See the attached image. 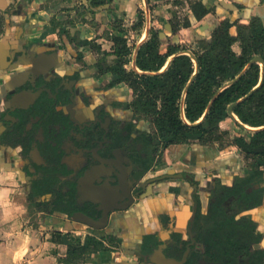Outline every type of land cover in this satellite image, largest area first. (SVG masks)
I'll return each instance as SVG.
<instances>
[{
	"label": "flooded vegetation",
	"instance_id": "1",
	"mask_svg": "<svg viewBox=\"0 0 264 264\" xmlns=\"http://www.w3.org/2000/svg\"><path fill=\"white\" fill-rule=\"evenodd\" d=\"M13 2L0 11V152L10 149L14 189L27 209L104 239L111 249L93 253L85 264H264V194L261 205L244 199L264 188V175L253 177L237 197L223 189L248 176L252 160L218 154L211 161L207 152L221 150L220 141L179 144L176 154L172 146L161 155L147 143L151 126L128 106L130 96L108 87L111 78H99L105 73L83 41L102 44L99 25L92 23L94 37L69 31L70 45L61 28L58 42L45 39L47 31L33 39L20 15L23 2ZM255 16L261 17L249 20ZM187 19L188 26L179 16L157 26L165 31L170 23L172 37L170 20L184 29L192 25ZM63 196L72 199L70 214L55 208ZM217 207L236 217L235 239L241 242L226 244L223 253L199 239L194 225L196 214L198 226L209 224Z\"/></svg>",
	"mask_w": 264,
	"mask_h": 264
},
{
	"label": "trees",
	"instance_id": "2",
	"mask_svg": "<svg viewBox=\"0 0 264 264\" xmlns=\"http://www.w3.org/2000/svg\"><path fill=\"white\" fill-rule=\"evenodd\" d=\"M174 1L181 3V0ZM107 4L112 5L113 0H90L92 7ZM214 6L212 0H198L192 3L191 23L200 21ZM216 13L219 15L216 25L212 26L207 35L203 34L197 38V46L183 43L182 31L179 32L180 24L170 20L177 37L173 34L165 41L164 36L168 34L162 37L161 27L152 24L148 38L141 42L134 55L136 42L129 43L128 37L122 35L127 29L121 25L120 20L113 17L109 24L116 28L119 34L107 29V38L103 32L98 35L112 41V51L102 49L101 42L87 39L83 41L84 44L90 45L97 58L95 65L100 72L111 74L107 86L113 87L120 83L127 85L130 90L128 106L138 117L150 122L153 138L147 133V143L160 149L161 155L168 153L174 145L191 142L205 145L223 141L229 133L220 126L224 119L231 120L241 127L243 126L239 121L255 128L243 127L246 133L233 136V144L243 152L245 158L252 160L248 176L238 178L231 186L223 185L226 195L237 197L253 177L264 175V77L259 85L262 64L252 63L235 82L226 87L224 85L240 74L253 57L261 56L264 61V21L259 16L247 22L233 20L219 9ZM143 15L144 11L140 9L133 25L138 33L144 25ZM189 24L187 20L183 26ZM102 25L104 27L106 24ZM2 27L3 17L0 16V29ZM60 33L63 39L67 38L70 42V32L67 28H61ZM236 42L240 45L239 52L233 47ZM187 50L195 54L196 61ZM108 54L115 56L114 62H106ZM169 59L170 62L165 67ZM133 61L138 70L133 65L127 66ZM253 89L254 91L246 97ZM238 100L233 107L237 120L228 113V106ZM195 183L197 185V181ZM41 190L36 189V192ZM263 194L264 188L258 187L254 192L246 193L244 199L261 205ZM71 205L72 199L63 196L58 199L55 208L70 214L73 210ZM199 215L196 214L194 218L196 236L204 239L211 249L223 253L226 252V244L234 247L240 245L241 242L235 239L237 224L234 222V215L225 214L222 208L217 207L209 224L203 222L198 226ZM225 228L233 229L226 234ZM70 232H55L56 241L67 245L66 256L60 258V262L85 264L86 259L93 253L111 249L104 239L93 234H88L85 238L74 237V240H71L69 237L72 235H68ZM259 254H264L263 248H259Z\"/></svg>",
	"mask_w": 264,
	"mask_h": 264
},
{
	"label": "rangeland",
	"instance_id": "3",
	"mask_svg": "<svg viewBox=\"0 0 264 264\" xmlns=\"http://www.w3.org/2000/svg\"><path fill=\"white\" fill-rule=\"evenodd\" d=\"M15 1L18 2V0H15ZM22 1H24V0H22ZM77 1L78 0H66L65 4L68 5L72 2L77 3ZM194 1H196V0H181V3L178 4V6H179L178 8L174 7L176 5L174 0H159V2H154V4L149 5L150 10H151L150 12H149V9L147 8L148 15H147V12H146V16L144 13L143 18H144V20H146V22L144 23L141 31L138 33V30L136 32V29L133 27V25L137 21L136 20V14L134 15V11L136 10V12H138L141 8H138V9L136 8L134 10L131 9V13H133L132 15L134 18L132 21V18H130L129 16H127V17H129V20H123L124 18H126L127 14H126V12H124L125 15H123L122 12L118 11L117 7L124 8V7H126L127 3L128 4H135L137 6H139V4H140V6H141L142 3H139L140 0H118V4L113 2L112 5L108 4L107 6L98 9V11H99L98 14H100V16H99L100 22H98V24L100 27V31L103 32L104 37L107 38L106 37L107 36L106 31H107V29L109 30L110 26L109 27L106 26L104 29L102 24H105L107 21L110 22V19L112 17L113 12H116L117 13L116 15L119 16V18L121 20V25H124V23L126 25V26L124 25V27L127 29L125 34L128 36V39L130 40L129 43L133 44L136 41L140 42L142 40V37L146 38V32L145 31H146V24L148 25L149 17H150V19H152L151 24L149 25L150 29H151V25L153 23H155V25H158L157 23H161V27H163L164 22L165 21L167 22L169 20V19H166L165 17H164L165 19H160L161 14H159V13H163L164 15H168L169 17L171 16V18L173 17L172 19H175L176 16H174V15H176L177 13L175 14V12H173V9L174 10L176 9V11L179 12L180 21L181 20L187 21L188 20L187 19L188 18L187 12L190 11L189 6ZM228 1L231 2L230 0H228ZM56 2H57V0H54V2H52V0H29V1H26V3L23 2L22 7L20 8L19 11H22L20 15L22 18H24L23 21L27 24V27L29 28V26H31L30 25L31 22L29 21V19L36 16V14H39L41 12L40 10L43 11V9L48 8L52 12L56 13L57 9L60 6V4H57ZM212 2L215 3V0H212ZM14 3L15 2H13V0H9V3L6 5L7 7H5V9L0 7V11L3 12L7 8H10V5L13 7ZM239 3H241V2H236V1L232 0V7L231 8L226 7V6L222 5V3H218V2L215 3V5L218 4V8H219L220 12H222V13L226 12L227 15L230 18H232L233 20L241 18L242 21L247 22L250 17H248V15H243L242 13H245V14L249 13L248 12L249 8H251V10L253 11V12H251V11L250 12L254 13L256 4H254V2H252L251 4L250 3L246 4V5L243 4V6L240 7ZM116 5H118V6L116 7ZM252 5H254V7H252ZM260 5H262V4H260ZM76 6H78V8L82 9V11H80V15H81V13H85V14L87 13L88 16L95 17L94 15H91L87 9H85L84 4H81V5L77 4ZM159 6H161V7H159ZM131 7H132V5H131ZM133 7H134V5H133ZM142 7H144V5H142ZM145 9L146 8H144V10H142V11H145ZM155 12L157 14H154ZM107 13H109V14H107ZM6 14H8V12ZM153 14L155 16H153ZM158 14H159V16H158ZM191 14H192V12H190V15ZM235 14H237V15H235ZM43 15H44V17H47L49 20L52 19L51 20L52 21L51 27H49L50 29L48 28L47 33L52 32V28L57 27V20L56 19L53 20V18L56 15L52 14L53 16H51L48 13L47 14L44 13ZM208 15L203 17L201 19V21L194 22L191 26L187 27V29H183V27H180L179 32L182 31L181 34L184 37L183 43H187L190 45L197 46V44L195 43L197 38L201 37L203 34L207 35V33L211 31L212 26L216 25L219 15L216 12H211V15L209 16V18L206 19V17H208ZM261 17L263 18V21H264V14ZM68 18H69V15H68ZM66 19H67V17L65 18V16H64L63 20L62 19L61 20L64 21ZM153 20H154V22H153ZM103 22H105V23H103ZM100 23H101V25H100ZM181 23L184 24V22H181ZM198 25H200V26H198ZM102 27L104 30L102 29ZM93 28L97 29V26L93 25ZM189 29L191 32L190 33L191 36L189 35V32H188ZM166 31L167 30L162 31V32L165 34H168ZM168 35H169V37H171L170 34H168ZM175 35L177 37V33L176 34L174 33V36ZM190 37H191V39H190ZM138 42H136V44ZM110 44H111V41H108L106 39L102 43V48L109 51V49H110L109 45ZM134 47H135V45H134ZM233 47L237 52L240 51L239 42L234 43ZM88 58H89V60L94 59V57L92 55H89ZM114 60H115V56L113 54H108L106 56V62L107 63H112V62H114ZM127 66L131 67L130 64ZM99 78L102 82H105V81L110 80L111 74L105 73L103 75H100ZM114 89H116V91H118V93L124 91L127 95L130 94V90L128 89L127 85L123 84V83L120 85H117V87H115ZM146 121L150 124V122L148 120H146ZM222 125L224 127L228 126L227 130L229 131V133L224 138L223 141L219 142V148L221 150H226V152L228 151L226 154L227 157H230V156L243 157V155H242L243 153H241V152L239 153V151L235 150L237 148V146H235L233 144L232 140H233V136L235 134H239L242 132L246 133V131L243 129V127L239 126L237 123H235L231 120H229V122H227V123L224 122ZM246 161L250 164L249 159ZM9 198L10 197H6V198L2 197L1 201H0V209H2V211H0V253L2 252L3 253L2 255L14 254V246L19 248L22 245L20 243V241L21 240L25 241V239H26L25 236H30V235H38V236L43 235L44 236V231L38 230V227L40 226V224H42V221L44 220V215H40V214H38L37 211L34 212L31 210H28V212H25L23 214H20V212H18V214H14V213H12V210L10 208L12 206V204L10 203L11 201ZM15 213H17V212H15ZM16 215H18V217ZM15 220L18 222L16 224L17 226L14 225ZM70 233L68 235L69 236L72 235L71 237H69V239H71V240H74L73 239L74 237L75 238H85L89 234L88 232H86L85 234H83V233L80 234V233H76V232H72V231ZM16 239L19 240L18 244H14ZM66 248H67V245L63 242L62 250H59V252L61 253L59 258L66 256ZM89 261H92V263L97 262L94 259H91Z\"/></svg>",
	"mask_w": 264,
	"mask_h": 264
},
{
	"label": "crops",
	"instance_id": "4",
	"mask_svg": "<svg viewBox=\"0 0 264 264\" xmlns=\"http://www.w3.org/2000/svg\"><path fill=\"white\" fill-rule=\"evenodd\" d=\"M26 1L29 0H18V2H24L26 3ZM147 1H148V5H147ZM198 1V0H196ZM222 3V5L226 6V7H232V0H230L231 2H229L228 0H215V3ZM236 2H241L239 4H241L243 6V4H251L252 2H254L255 5V11L254 13L251 10V8H249L247 14L242 13L243 15H248V17L254 16V15H261L263 16L264 14V4L260 5L259 0H234ZM52 2H54V0H52ZM114 3L118 4V0H113ZM154 2H159V0H140L139 3H142V5H144V7H142V5L137 6L135 4H126V7L121 8V7H117L118 5H116V7L118 8V11L122 12L123 15L124 12H126V18H124L123 20H129V17L132 18L133 21V13H131V9H138L141 8L142 10L145 9L144 13L146 16V12L148 15V11L147 8L150 10L149 5L150 4H154ZM9 3V0L6 1V3L4 4V8L7 7L6 5ZM57 4H60L59 8L57 9V12L54 13L51 10H49L48 8H45L42 10H40L41 12L39 14H36V16H34L33 18H30V22H31V26H29V28L31 29H27V33H29L33 39H39L42 38V36H44V32H48V28L51 27L52 24V19L49 20L47 17H44V13L45 14H50L51 16L56 15L53 20H57V27L52 28V32H49V34L51 33L50 36H46L45 39H51V41L58 42V38H57V32L59 31L60 28H67L71 33H74L75 31H79L81 33L82 37H94L96 36L97 32L96 30L93 28V24L100 22L99 16L100 14L98 11L97 7H92L90 5V3L88 2V0H78L77 3L76 2H72L70 4H65L66 0H57L56 2ZM150 3V4H149ZM77 4H84L85 9H87L89 11V13L91 15H94L95 17H90L87 15V13H81L80 15V11H82L81 8H78V6H76ZM132 5V7H131ZM134 5V7H133ZM171 5V4H170ZM220 5V4H219ZM218 6V4H217ZM221 6V5H220ZM161 7V6H159ZM174 7H179L177 4ZM252 7H254V5H252ZM219 9V8H218ZM189 12H187V15L190 16V18H192V15H190L191 8L189 6ZM154 11V10H153ZM251 11V12H250ZM173 12H175L176 15L174 16H180L179 12L176 11V9H173ZM172 12V13H173ZM53 14V15H52ZM65 14V15H64ZM109 14V13H107ZM113 14H117L116 12H113ZM136 14V20L138 18V12H136V10L134 11V15ZM154 14H157L156 12ZM153 14V16H155ZM160 15V19H170L171 16L169 17L168 15H164L163 13H159ZM158 14V16H159ZM69 15V18H68ZM211 15V13H209L208 17ZM237 15V14H235ZM65 16V18L67 17L66 20H63V17ZM75 16V17H74ZM129 16V17H127ZM165 17V18H164ZM128 18V19H127ZM150 18V17H149ZM173 18V17H172ZM62 19V20H61ZM201 21V20H200ZM107 21L105 23L108 27L110 25H108ZM154 22V20H153ZM199 22V21H196ZM93 23V24H92ZM148 24H151V21H148ZM158 25H161V23H157ZM193 24V23H192ZM208 24V23H207ZM74 25V26H73ZM125 25V23H124ZM123 25V26H124ZM201 25V24H200ZM198 25V26H200ZM126 26V25H125ZM6 27H9V24H7ZM197 27V26H196ZM111 30H114V32L116 34H119V32L117 30H115V28L113 27H109ZM146 28H147V24H146ZM50 29V28H49ZM187 29V28H184ZM127 31V30H126ZM85 32V33H84ZM137 32V30H136ZM189 35H190V29L188 30ZM125 37H128L125 33L122 34ZM191 36V35H190ZM193 37V36H192ZM191 39V37H190ZM65 42L67 45H70V42H68L69 40L67 38H64ZM138 42V41H136ZM139 43V42H138ZM196 43V42H195ZM110 49L109 51H112V46L113 43L111 42V44L109 45ZM104 47V46H103ZM104 49V48H103ZM133 62L130 64L132 65ZM224 122H229V120L224 119L220 122V126L222 129L227 130L228 126L224 127L222 124ZM230 128V127H229ZM179 146L181 145H175L171 148V153L172 155L176 154L179 151ZM10 149L6 150H1L0 152V201L2 197H10V203L12 204V206L10 207L12 210V213L14 214H18V212H20V214H23L25 212H28L27 206L25 205V197L21 194H18L15 189H14V171L13 169L10 167L9 164V154ZM228 152V151H227ZM227 152H225L224 150H219L218 148L215 149V151L213 150H209L207 153L208 157L211 159L213 156H217L218 154L221 155H225L227 154ZM214 157L212 159H214ZM220 157V156H219ZM211 159V161H212ZM0 211H2V209H0ZM17 212V213H15ZM18 217V215H16ZM18 222L15 220L14 221V225L17 226ZM38 230H43L44 231V236H38V235H30V236H25L26 239L25 241H20V243L23 245H21L19 248L14 246V254H7V255H2L3 253H0V264H65L63 262H60L59 257L61 255V253L59 252V250H62L63 247V243H59L56 241V237H55V232H66V231H72V232H76V233H83L85 234L86 232H88L87 229H83V227H80L79 225H75V226H67V225H63L62 223H59L57 221H55L52 217L47 216L44 218V220L42 221V224H40V226L38 227ZM54 236H53V235ZM52 235V236H51ZM83 236V235H82ZM18 239H16V241L14 242V244H18ZM67 250V248H66ZM65 255V254H64ZM103 258V256H102ZM88 264H93L92 261H88Z\"/></svg>",
	"mask_w": 264,
	"mask_h": 264
},
{
	"label": "water",
	"instance_id": "5",
	"mask_svg": "<svg viewBox=\"0 0 264 264\" xmlns=\"http://www.w3.org/2000/svg\"><path fill=\"white\" fill-rule=\"evenodd\" d=\"M6 1L7 0H0V7H2V8H4V4L3 3H6ZM108 5V4H107ZM107 5H105V6H107ZM147 5H148V1H147ZM105 6H98L97 8L98 9H100V8H102V7H105ZM149 20H150V18H149ZM148 20V21H149ZM166 32L167 33H171V25H170V23H167L166 24ZM149 33H150V27H149V24L147 25V28H146V37L149 35ZM164 35H166L165 33H163V32H161V36L163 37ZM143 40H145V38L144 39H142L138 44H137V46H136V49H135V51H134V55H135V53H136V51H137V48L139 47V45L141 44V42L143 41ZM69 42V41H68ZM188 54H190V56L193 58V60L194 61H196V56H195V54L192 52V51H190V50H187L186 51ZM171 59V58H170ZM170 59L168 60V62H167V64H166V66L169 64V62H170ZM254 62H260L261 64H262V69H261V79H260V83H259V85L261 84V82H262V80H263V77H264V61H263V59H262V57L261 56H255V57H253L251 60H250V62H249V64L241 71V73L240 74H238L233 80H231V81H229V82H227L225 85H224V87H226V86H228V85H230V84H232L233 82H235L241 75H243L244 73H245V71H246V69L249 67V65H251L252 63H254ZM133 67L135 68V69H137L138 70V68L136 67V64H135V61H133ZM165 66V67H166ZM164 67V68H165ZM256 88V87H255ZM254 88V89H255ZM254 89L252 90V91H250L247 95H246V97L247 96H249L253 91H254ZM239 100H241V99H239ZM239 100L238 101H235V102H232L229 106H228V113L231 115V116H233V117H235L237 120H238V118L236 117V115L234 114V112H233V107H234V105L237 103V102H239ZM239 123L243 126V127H246V128H250V129H255V128H253V127H251V126H249V125H247V124H244V123H242V122H240L239 121ZM91 225H95L94 223H91Z\"/></svg>",
	"mask_w": 264,
	"mask_h": 264
}]
</instances>
